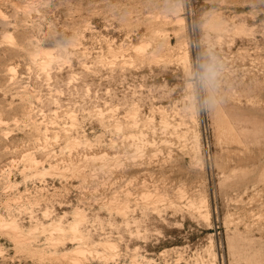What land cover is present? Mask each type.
Segmentation results:
<instances>
[{
  "label": "rangeland",
  "instance_id": "obj_1",
  "mask_svg": "<svg viewBox=\"0 0 264 264\" xmlns=\"http://www.w3.org/2000/svg\"><path fill=\"white\" fill-rule=\"evenodd\" d=\"M177 2L0 0V264H264V0Z\"/></svg>",
  "mask_w": 264,
  "mask_h": 264
},
{
  "label": "clouds",
  "instance_id": "obj_2",
  "mask_svg": "<svg viewBox=\"0 0 264 264\" xmlns=\"http://www.w3.org/2000/svg\"><path fill=\"white\" fill-rule=\"evenodd\" d=\"M179 6L177 0H167L165 10L175 11ZM192 47L195 54L185 67L183 110L191 115L218 111L227 99L221 93L225 63L212 46L201 51L200 43L194 42Z\"/></svg>",
  "mask_w": 264,
  "mask_h": 264
},
{
  "label": "bare ground",
  "instance_id": "obj_3",
  "mask_svg": "<svg viewBox=\"0 0 264 264\" xmlns=\"http://www.w3.org/2000/svg\"><path fill=\"white\" fill-rule=\"evenodd\" d=\"M75 230V229H74Z\"/></svg>",
  "mask_w": 264,
  "mask_h": 264
}]
</instances>
